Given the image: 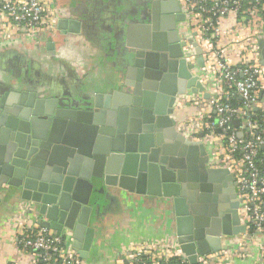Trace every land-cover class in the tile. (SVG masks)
<instances>
[{
  "label": "water",
  "instance_id": "water-1",
  "mask_svg": "<svg viewBox=\"0 0 264 264\" xmlns=\"http://www.w3.org/2000/svg\"><path fill=\"white\" fill-rule=\"evenodd\" d=\"M183 20L177 0H161L150 33L131 49L123 82L95 93L88 106L0 88V205L8 191L32 203L37 223L57 234L67 229L81 258L93 233L91 201L103 183L171 200L175 240L190 264L219 250L223 236L245 232L233 176L208 166L205 144L187 139L173 118L178 95L203 89L183 57L176 30ZM65 25L58 21L59 29ZM259 46L264 65V37ZM178 200L188 215L184 235Z\"/></svg>",
  "mask_w": 264,
  "mask_h": 264
},
{
  "label": "built area",
  "instance_id": "built-area-1",
  "mask_svg": "<svg viewBox=\"0 0 264 264\" xmlns=\"http://www.w3.org/2000/svg\"><path fill=\"white\" fill-rule=\"evenodd\" d=\"M178 1L184 14L179 23L183 57L203 89L198 94L188 89L177 98L187 103L204 101L214 110V116L175 124L187 139L205 144L208 166L229 170L236 182L239 216L246 225L244 233L222 237L226 247L221 245L212 254L198 255L196 264L229 263L247 255V243L256 233L264 235V106L259 105V93L264 88V71L259 63L264 0ZM48 25L52 20L44 0H0V39L19 31L33 40ZM199 56L202 65L197 62ZM237 98L240 102L233 104L232 99ZM254 108L261 112L259 118ZM234 120L239 121L237 126ZM32 210V203L25 204L13 222L9 242L15 257L9 264H84L72 246L70 232L64 229L57 234L41 226ZM262 248L264 256V244ZM121 254L114 264H125V260L128 264H171L172 258L177 260L173 264H190L175 238L142 239Z\"/></svg>",
  "mask_w": 264,
  "mask_h": 264
},
{
  "label": "crops",
  "instance_id": "crops-1",
  "mask_svg": "<svg viewBox=\"0 0 264 264\" xmlns=\"http://www.w3.org/2000/svg\"><path fill=\"white\" fill-rule=\"evenodd\" d=\"M44 1L51 26L41 30L33 40H27L19 31L0 39V88L34 91L59 105L70 102L88 106L95 93L110 92L123 82L131 49L150 33L148 21L157 16L161 0ZM59 20H65L64 29L58 28ZM261 66L264 71V65ZM199 91L189 90L193 94ZM232 102L237 104L240 99ZM259 105L264 106V88L259 93ZM209 116H214V110L204 101L187 103L178 98L175 101V121L200 122ZM11 193L7 192L0 205V264H9L15 257L9 242L13 222L21 207L28 204L18 195L10 196ZM91 202L87 225L93 228V233L87 256L82 258L84 264H114L121 259L124 248L142 239L175 238L174 206L161 195L129 192L103 183L98 185ZM181 221L179 218V231L183 233ZM86 237L84 232L82 243ZM247 244L245 257L219 264H264L261 256L264 235L256 233ZM221 245L226 247L224 238Z\"/></svg>",
  "mask_w": 264,
  "mask_h": 264
},
{
  "label": "flooded vegetation",
  "instance_id": "flooded-vegetation-1",
  "mask_svg": "<svg viewBox=\"0 0 264 264\" xmlns=\"http://www.w3.org/2000/svg\"><path fill=\"white\" fill-rule=\"evenodd\" d=\"M176 30H177V33H178V36H179V39H180V35H179V23L177 24V26H176ZM181 40V39H180ZM178 206H179V214H178V216H179V218H181V225H182V227H187L188 228V225H186L185 224V220L188 222V218H187V216L188 215H184L183 214V212H182V202H181V200H178ZM185 219V220H184ZM186 225V226H185ZM183 235H184V233H182Z\"/></svg>",
  "mask_w": 264,
  "mask_h": 264
},
{
  "label": "trees",
  "instance_id": "trees-1",
  "mask_svg": "<svg viewBox=\"0 0 264 264\" xmlns=\"http://www.w3.org/2000/svg\"><path fill=\"white\" fill-rule=\"evenodd\" d=\"M260 111L258 110V111H256V113H255V117L256 118H259L260 116ZM264 162V161H263ZM263 167V166H262ZM170 261H169V263H171V264H173L174 262H177V260L175 259V258H172V259H169Z\"/></svg>",
  "mask_w": 264,
  "mask_h": 264
},
{
  "label": "bare ground",
  "instance_id": "bare-ground-1",
  "mask_svg": "<svg viewBox=\"0 0 264 264\" xmlns=\"http://www.w3.org/2000/svg\"><path fill=\"white\" fill-rule=\"evenodd\" d=\"M182 212H183L184 215H187V213L185 212V208L183 207V205H182ZM187 217H188V216H187ZM184 220H185V219H184ZM187 220H188V219H187ZM185 224L188 225V222H187L186 220H185ZM186 225H185V226H186ZM187 232H188L187 227H185L183 233H184V234H187Z\"/></svg>",
  "mask_w": 264,
  "mask_h": 264
}]
</instances>
